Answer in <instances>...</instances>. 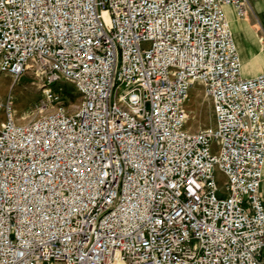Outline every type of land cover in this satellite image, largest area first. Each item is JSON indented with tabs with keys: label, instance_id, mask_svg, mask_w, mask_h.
Wrapping results in <instances>:
<instances>
[{
	"label": "built area",
	"instance_id": "built-area-1",
	"mask_svg": "<svg viewBox=\"0 0 264 264\" xmlns=\"http://www.w3.org/2000/svg\"><path fill=\"white\" fill-rule=\"evenodd\" d=\"M224 5L250 10L0 0V74L53 103L19 122L0 101V264H264V70L242 74ZM195 82L214 122L191 128Z\"/></svg>",
	"mask_w": 264,
	"mask_h": 264
},
{
	"label": "rangeland",
	"instance_id": "rangeland-1",
	"mask_svg": "<svg viewBox=\"0 0 264 264\" xmlns=\"http://www.w3.org/2000/svg\"><path fill=\"white\" fill-rule=\"evenodd\" d=\"M248 16V13L244 16ZM255 28L258 24L255 22ZM259 36V35H258ZM263 43L262 35L259 36ZM244 60V59H243ZM244 62V61H243ZM244 64V63H243ZM45 81L40 74H36L33 70L28 69L18 79L12 81L11 76L0 74V101L4 102L8 92L12 99V107L14 109L15 118L19 122L28 120L35 115L43 113L52 106L45 94ZM55 85H62L64 94L61 99L65 101L67 109L74 108L77 97L73 86L64 80H59ZM52 85L55 86V85ZM199 83L195 82L189 89V99L186 102L189 108V124L191 128H197L213 124L214 118L211 112V105L207 98L204 97L199 90ZM4 118L3 108H0V120ZM216 177L221 191H224V176L216 170Z\"/></svg>",
	"mask_w": 264,
	"mask_h": 264
},
{
	"label": "crops",
	"instance_id": "crops-1",
	"mask_svg": "<svg viewBox=\"0 0 264 264\" xmlns=\"http://www.w3.org/2000/svg\"><path fill=\"white\" fill-rule=\"evenodd\" d=\"M247 1L250 6V10L248 11V16L246 17H238L235 13L234 7L231 5L223 6L225 16L234 33L236 44L238 42L241 44V48H238V50L241 54L242 61L244 59L243 69L241 65V71L244 76L253 75L264 70V67L258 66L253 69L250 63V61L257 60L259 47L264 46L262 39L259 37L262 35L264 40V0ZM255 22L258 24V28H255ZM261 193L264 203V166ZM262 256L264 260V248Z\"/></svg>",
	"mask_w": 264,
	"mask_h": 264
},
{
	"label": "bare ground",
	"instance_id": "bare-ground-1",
	"mask_svg": "<svg viewBox=\"0 0 264 264\" xmlns=\"http://www.w3.org/2000/svg\"><path fill=\"white\" fill-rule=\"evenodd\" d=\"M248 12H246L245 13V15L247 14ZM244 15V16H245ZM228 23H229V21H228ZM229 26H230V23H229ZM230 29H231V32H232V35H233V39H234V43H235V46H236V48H237V51H238V53H239V57H240V60H241V65H242V69H243V61H242V58H241V54H240V52H239V50H238V48H241V44H240V42H238L237 44H236V40H235V36H234V33H233V31H232V28H231V26H230ZM253 39V38H252ZM254 41V40H253ZM263 42V41H262ZM261 44V43H260ZM250 63H251V66H252V68L253 69H255V67L256 66H258V67H264V46H260L259 47V53H258V55H257V60H254V61H250ZM264 166V165H263Z\"/></svg>",
	"mask_w": 264,
	"mask_h": 264
}]
</instances>
